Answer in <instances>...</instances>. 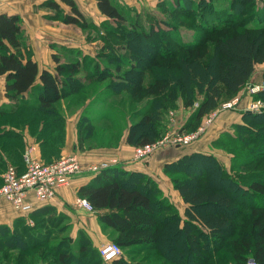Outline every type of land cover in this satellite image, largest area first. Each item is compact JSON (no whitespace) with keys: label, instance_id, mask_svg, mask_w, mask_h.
Wrapping results in <instances>:
<instances>
[{"label":"rangeland","instance_id":"1","mask_svg":"<svg viewBox=\"0 0 264 264\" xmlns=\"http://www.w3.org/2000/svg\"><path fill=\"white\" fill-rule=\"evenodd\" d=\"M231 1L111 0L120 10L125 20L120 23L115 22L99 14L98 11H95L99 15L95 12L93 13L94 16L82 13L86 22L85 26L65 22L67 15L72 16V10L65 3L61 5L63 12H55L51 8L40 5L39 12L36 14H40L41 19L37 22L30 23L34 32H30L23 27L26 38L24 40L32 48L33 57L35 53L39 54V62L42 65L47 63L50 52L52 54L51 56L54 59L57 58V60H60V64L63 65L77 64L76 62L78 60L83 62V58H87L83 62L86 64L87 70H93L97 67V73L92 76H88L85 73L79 74L80 83L86 85L81 90L82 93L74 97L73 100L71 98L63 99L58 103L57 113L59 118L56 120L54 131L56 135H63L64 144L61 149H55L54 151L46 150L45 153L49 157H43L41 153L42 145L38 139V137L47 138L50 136L48 134L49 131H46V134L43 131V125L45 124L42 120L46 122L47 115L45 117L43 114H35V108H31L39 102L38 96L40 95V90L38 88L41 85L40 80L36 83L39 87H34L29 94L24 95L20 100L12 101L19 104H27L26 106H22L19 112L17 111L15 114L10 113L15 108L14 104L2 105L10 110L5 112L4 117L0 119V131L6 127L11 128L12 126L19 129L21 136L0 137V150H3L9 160H6L0 153V174L8 166H16L18 161L22 160V154V158H24L27 152H31L33 155L34 143H38L41 156L37 158L33 155V157L43 162L44 160L51 162L57 161L71 153L77 154L81 172L75 177L87 172V174L92 173L90 168L93 167L104 166L107 163L110 165L114 162L120 163L121 159L126 160L124 157L134 159L136 149L146 144L133 145L127 143L128 134L131 132L132 127H138L140 123H147V119H152L156 134L153 132L152 135L150 132L148 134L153 137L154 141L152 143H159V146L153 154L149 155L148 159L141 161L145 163L149 160L147 163L151 169L150 171L158 173L161 178L157 177V174L147 173L146 175L150 178L141 177L138 180L136 178L123 180L126 176H120L119 179L125 182L129 181L131 185L135 183L139 185H169L173 188L172 194L177 198L178 186L183 182L208 187L211 177L209 174L210 169L207 166L209 164L218 173V175H215L217 178L213 179L214 182L216 181L214 186L223 185L220 188L226 187L225 185H228V182L231 180L249 185L251 180L247 181V176L264 173V121H260L259 119H246L242 116V112H252L248 109L251 104H256L261 108L264 105V64L256 66L253 76L242 87L239 94L224 102L228 103L234 99H239L240 103L235 110L223 112L218 115V118L216 117L217 119L215 118L211 123H207L208 119H213L210 113L194 129L184 131V125L190 118L192 112L197 108L199 101L203 98V92L206 86L210 82L211 84L214 82L213 77L214 73H216L214 64H216L219 56L215 53L211 61H209L208 56L212 50V54H214L215 41L245 26L247 27L249 25L257 29L259 23H264V0H235L234 8L236 9V15L238 17L232 22L233 25L231 23L230 27L222 28L221 26L217 27L215 23V29L210 30L212 23H204L210 21L214 16L209 12L203 13L202 8L205 5H209L216 11L224 10L226 12V9H229ZM183 5L188 8L184 10L181 8ZM202 19H204L202 24L207 26L206 28L201 24ZM21 21L23 25L24 21L22 18ZM133 27L134 29L132 30ZM152 27L156 29H171L174 34L173 36L179 37L181 42H191L194 40L198 41L199 44L194 49L188 51L178 49L171 44L169 41L170 35L168 34L169 37L167 35L166 38H162L161 42L155 39L154 43L147 46V49L144 48L146 50L144 52L138 50L131 52L127 48L126 39H120L123 38L124 32L136 31V33L140 34L143 31L149 32ZM259 32H264V29L262 31H255V33ZM45 38H50V45H47L49 48L43 45ZM53 40L62 42L55 43ZM40 42L42 46L39 47ZM35 45L38 53L33 50ZM151 46L153 48L152 52L149 51ZM166 46L169 49L164 50V52L163 49ZM181 56L186 58V64L188 66L181 62ZM129 61L138 63V82L133 79L136 82V84L133 82L134 85L128 81L130 80L128 72L131 69L127 65L130 63ZM207 69L210 71H207ZM109 73H112L114 76L109 75ZM180 73L184 76L186 82L191 81L193 83L192 88L188 90L189 93L186 92L185 95H183V88L180 85L174 84V86H170L171 83L169 85L167 83L168 86L166 87L162 82L155 84L156 82L163 81V79L164 81H169L174 76L178 77ZM64 74L62 73L63 77ZM69 85L71 86L70 88H76L72 81L69 82ZM122 85H128L130 87L118 88ZM4 90L5 81L3 77H0V101L5 97ZM259 93H261L260 96L256 97ZM187 101L188 103L191 101V103L188 104ZM19 115L23 117L21 120L17 119ZM29 118L38 119L37 123L30 124V128L25 121ZM142 125L137 128L139 132L147 129L150 131L149 127ZM220 125L232 126V129L228 130L232 138L227 137L226 134L228 131H226L219 137L225 143L223 147H215L213 145V142L218 140L217 138L215 141H212V145H209L210 148L208 150L206 146H203V151L199 152L212 155L217 159L218 164H215L213 161L193 159L185 165L181 164L182 167L178 169H165L166 164L161 167V160H163V157H165L168 151H174L175 158H177L184 151L194 150L195 147L193 145L196 142L200 140L203 142L208 139L211 130L213 129L214 132V128ZM200 127L208 128L193 143L186 146H178L172 143L177 134H189ZM71 128L77 134L75 143L77 148L74 150L70 147L65 148L67 130L70 131ZM80 139L82 140V145ZM229 139L239 140L240 145L236 146L232 142H228ZM204 143L206 144L207 141ZM123 147H126L128 152L122 153ZM196 149L198 150V148ZM93 151L103 157L99 161L91 159L83 160L87 158L88 153L92 154L91 152ZM84 153L86 154L84 155ZM160 154L162 158L158 159V155ZM92 156L95 155L92 154ZM243 156L245 158H242ZM238 159H247V161L239 165L237 164ZM136 161L141 162L140 160ZM93 174L98 175L99 173ZM211 186L214 188L213 185ZM217 188L215 186V189ZM218 190H225V188H218ZM227 191L234 198L241 196L234 193V188L232 191L228 189ZM1 202L8 203L5 200ZM234 206L236 207V213L231 211V214L225 208H209L208 211L229 213L230 216L234 217L236 223L240 225L243 210L240 208L238 201H236ZM174 207L179 214L184 216L185 206L181 204L179 206V203H176ZM6 211L7 216L11 215V213L9 214V210ZM162 212L166 211L163 210ZM1 216L3 215L1 214ZM25 219L29 226H31V223H33L32 219L30 218L28 220L26 217ZM2 225L14 227V224L11 222ZM23 226V223H20L18 228L21 229ZM71 229L69 228V232L72 231ZM108 232L109 230L104 231L99 239L104 240L103 242H114L115 239L109 238ZM9 233L12 234V232ZM18 236L15 241L18 240L21 245L23 241ZM63 236L64 234H59L58 236H54V239L47 245H41L35 248L27 247L26 249H22L19 244L15 245L20 247L12 244L10 246L8 244L12 240L0 236V239H2V244L0 245V264H57L52 253V247L58 245L59 239L63 238ZM174 244H177L178 248H180L178 252L186 255L181 247L179 237H172L167 245L173 247ZM74 246L76 247L75 242ZM222 247L216 244V254H218ZM122 250L128 261L141 260L145 256V253H147V251H140L139 253L129 254V249L122 248ZM188 264H190V261Z\"/></svg>","mask_w":264,"mask_h":264},{"label":"trees","instance_id":"2","mask_svg":"<svg viewBox=\"0 0 264 264\" xmlns=\"http://www.w3.org/2000/svg\"><path fill=\"white\" fill-rule=\"evenodd\" d=\"M46 2L43 3V6L51 8L55 12H63L61 4L53 0ZM62 2L72 10V16L67 15L65 22L85 26L86 22L83 14L76 6L75 1L62 0ZM96 2L101 14L107 19L119 23L125 20L120 10L111 0H96ZM234 3L235 0H232L226 12L224 10L216 11L209 5H205L202 8L203 13L209 12L214 17L210 19L211 22L207 21L204 24L212 23L210 30L215 29V23L217 27H230L231 23L238 17ZM181 8L186 10L188 7L183 5ZM203 21L204 19H202L201 24ZM202 26L207 27L203 24ZM258 26L257 29L249 25L245 26L215 41L214 54H212V50L208 56L209 61L214 58L215 53L219 56L216 64H214L216 69L213 77L214 82L212 84L210 82L206 86L203 98L184 125V131L194 129L206 115L218 109L228 99L239 94L242 87L253 76L256 66L264 64V32L255 33V31L264 29V23H259ZM24 32L19 15L0 14V77L5 80L4 96L11 101H18L24 94H29L37 86V80H40L41 85L40 87L37 86L40 90L39 102L31 108H35V114H43L45 117L47 115L46 122L42 120L45 124L43 125V131L45 134L46 131H49L50 136L47 138L38 137L42 145L43 157H47L46 150L61 149L64 144L63 135H56L54 131L56 120L59 118L57 113L58 103L63 99L71 98L73 100L74 97L82 93L81 90L86 85L80 83L79 74L96 75L97 67L93 70H87L86 64L83 63L87 58H83V62L78 60L77 64L72 63V65L60 64V60L53 58L56 62L57 74H52L48 70L41 71L33 57L32 48L24 40ZM167 35L171 44L178 49L188 51L199 44L198 41L194 40L181 42L179 37L173 36L171 29H156L154 27L149 32L143 31L140 34L136 31L124 32L123 38L120 39H126L127 48L131 52L137 50L144 52L149 44L154 43L155 39L161 42V39L166 38ZM166 49H169V47L166 46L163 51ZM149 51H153L152 46ZM118 59L120 60V58ZM180 59L183 64L188 66L185 57L181 56ZM129 62L127 65L131 69L128 72L130 76L128 81L134 85L138 82V63L135 61ZM207 71L210 70L207 69ZM62 73H65L64 77ZM109 75L113 74L109 73ZM71 81L76 88H70L69 82ZM161 82L166 87L170 83V86L180 85L183 88V95L186 92L189 93L188 90L193 85L191 81L186 82L181 73L178 77L174 76L169 81L163 79V81L155 84ZM128 87L130 86L122 85L118 88ZM260 94L256 97H259ZM26 105L25 103L15 102V108L10 113L15 114L21 110L22 106ZM5 114L0 106V119ZM242 114L246 119L264 121V111L261 113L242 112ZM19 116L17 119L21 120L23 117L20 116L19 118ZM25 121L30 128V124L37 123L38 119L29 118ZM141 125L149 127L150 131L147 129L139 132L137 128ZM154 128L152 119H147V123L142 122L138 127H132L127 137V143L133 145L152 143L154 141L153 137L149 136L148 133L150 132L151 135L156 134ZM1 133L2 131H0ZM10 135L18 137L16 133ZM226 135L231 137L229 131ZM80 142L82 145V140ZM228 142H232L236 146L240 145L239 140L229 139ZM213 145L223 147L225 143L218 138L213 142ZM23 159L22 163H24ZM193 159L213 161L218 164L217 159L212 155L197 152L166 164L165 169H178L182 167L181 164L185 165ZM245 161L247 159H238L237 164L240 165ZM44 162L50 163L51 161L44 160ZM207 166L212 177L209 179L208 187L190 182H183L178 186V193L186 206L184 216L175 210V205L164 196L159 185H139L138 183L131 185L129 181H123L124 179L131 180L133 178L138 180L141 177L150 178L146 175L147 173L110 168L99 173L90 183L79 188L78 196L88 200L94 212L98 214L99 223L103 226V229L109 230V238H114V242L121 248L129 249V254L147 251L141 260L128 261L125 254H123L112 262H105L88 235L81 233L75 241L67 237L71 225L67 223V217L64 213H57L53 208H44L41 211L32 213L30 218L34 221L33 227L32 225L29 226L23 216L14 221V227L0 224V236L10 238L9 240L12 241L8 245L12 246L19 244L18 240L15 241V239L21 232L18 238L20 237L23 243L19 245L22 249H26L27 247L35 248L47 245L54 239V236L64 234L63 238L59 239L58 245L52 247V253L57 264H188L189 261L190 264H247L250 259H254L257 264H264V173L247 176V181L251 180L249 185L231 180L228 185H225L226 187H221L225 188L221 192L218 188L221 189L220 186L223 185H215L218 187L215 189L214 183L216 181H213L217 178L215 175H218V173L214 167L211 168L209 164ZM120 176L126 177L122 180L119 179ZM233 188L235 189L234 193L241 195L240 197L234 198L227 191V189L232 191ZM236 201L243 210L240 225L229 213L208 211L209 208H225L230 211V214L231 211L236 213V207L234 206ZM163 210L166 212H162ZM20 223L24 225L21 229L18 228ZM240 229L241 231H239ZM9 232H12V234ZM172 237L180 238L181 247L186 255L178 252L180 248L177 244H174L173 247L167 245ZM72 241L75 242L76 247ZM1 244L2 239H0ZM216 244L223 246L218 254H216Z\"/></svg>","mask_w":264,"mask_h":264},{"label":"crops","instance_id":"3","mask_svg":"<svg viewBox=\"0 0 264 264\" xmlns=\"http://www.w3.org/2000/svg\"><path fill=\"white\" fill-rule=\"evenodd\" d=\"M45 1L48 2V1H52V0H0V14L7 13V14H11V15H13V14L19 15L25 23V24L23 23V27L30 32H34V30L31 28L30 23L37 22L41 19V17H40L41 15L36 14V13L39 12L38 10L40 8V5H43V3L45 4ZM53 1H55L61 5L63 4L62 0H53ZM74 1H75L76 6L78 7V9L80 10V12L83 14H90L91 16H94L93 13L95 11H98L99 14H101L100 10L98 9V5H97L96 0H74ZM95 13H97V12H95ZM49 40H50V38H45V40H44L45 43H43V45L48 47L50 45ZM53 41L55 43L62 42V41L56 42L55 40H53ZM31 45H32V43H31ZM40 46H42L41 42L39 43V47ZM33 50H34V52L36 51L38 53V50L36 49V45H35V47H33ZM51 55L52 54L50 52V57H48L49 59L47 60V63L45 65H42L39 62V58H40L39 54L35 53L34 59H35V61H37L41 71L48 70L52 74H57L56 69H55L56 68V62L54 61L53 56H51ZM38 81H39V79L37 80V82ZM24 95H27V94H24ZM14 103L15 102H12L8 98L4 97L0 101V106H1L2 111L7 112L8 110H10L9 108H5V106H2V105H8V104H14ZM231 129H232L231 125L230 126H221L220 125L219 127L214 128V132L212 129L208 135L209 136L208 139H206L203 142L201 140L196 142L193 145L195 147L194 150L192 149V150L184 151L183 153L179 154V157H177V158H175L176 156L174 154L175 153L174 151H172V150L168 151L167 154H165V157H163V160H161V167H163L167 163H173V162L183 158L184 156L191 155V154L197 153V152L199 153V152L203 151V146H206V148L208 150L210 148V146L212 145L213 140L215 141L217 138L222 136L221 135L222 133H224L228 130H231ZM7 133H9V134H7ZM12 133L13 134L16 133L18 135V137L21 136L19 129L11 126V128L6 127L4 129H2V133L0 134V137L7 138V137H10L11 136L10 134H12ZM76 137H77V134L73 128H71L70 131L67 130L65 148L70 147L72 150L76 149L77 148V146L75 144L76 143ZM206 141L209 144H207V143L205 144L204 142H206ZM30 142H32V140H30ZM34 144L35 145L33 147V155H34V157L38 158L41 156L40 150H39V145H38V143H34ZM196 148H198V150ZM125 152H128V149L126 147H123L122 153H125ZM0 153L2 154V156L6 160H8V157L3 152L2 149L0 150ZM41 153H42V151H41ZM91 153L95 156H92V154L88 153L87 158H84L83 160L86 161L88 159L89 160L91 159V160L99 161L100 158L103 157L94 151ZM85 154L86 153H84V155ZM161 154L158 155L159 156L158 159L162 158ZM22 156H23V154L21 155V159H22ZM124 158L126 160L121 159L120 163L113 166L112 168H121L125 171H136V172H143V173H151L153 175L157 174V177L161 178V176H159L158 173H153V171H150L151 169L149 167V164L147 163V161H149V160H147L145 163H143V161L137 162L133 158H128V157H124ZM23 162H24V160H23ZM16 167L19 168L20 171H22L24 169V163H22V160L18 161V164L16 165ZM3 172L0 174V185L2 184ZM87 173L81 174V175L73 178L70 181L69 186L60 189L59 193L53 199H50L46 202H35L33 213L41 211L44 208H53L54 210L57 211V213H64L67 217V223L71 225L70 229L72 227V229H71L72 231L69 232L67 237L71 238L72 240H76L81 233H84L92 239L94 246L98 248L101 244L106 243V242H103L104 240L99 239L103 235L104 231H106V230H104L103 226L99 223L98 214L96 212H92V211H89L88 209H86L84 207H78L77 206V198L80 197V196H78L79 188H81L83 185L90 183L96 177V174H93V173L87 174ZM160 175H161V173H160ZM159 187L162 190V192L164 193V196L166 198H168L172 204L176 205V203H179V206H180V204L185 206V204L183 203L179 193L177 195V198L175 197V195L172 194L173 188L171 186L159 185ZM4 208H6V209H4ZM6 210H9V214L11 213V215L7 216ZM1 214L3 216H1ZM20 216H23V215L19 211H17L16 209H14L10 204L2 203V202L0 203V224H9L10 222L14 223V221L17 218H19ZM30 216H31V214L29 216H27L26 218L29 219ZM32 222H33L32 224H34L33 220H32Z\"/></svg>","mask_w":264,"mask_h":264},{"label":"built area","instance_id":"4","mask_svg":"<svg viewBox=\"0 0 264 264\" xmlns=\"http://www.w3.org/2000/svg\"><path fill=\"white\" fill-rule=\"evenodd\" d=\"M239 103V99H234L231 102L221 104L218 109L211 112L213 119H208L207 123H211L223 112L235 110ZM248 109L252 112L261 113L264 111V105L261 108L256 104H251ZM207 128L200 127L189 134H177L172 143L178 146L189 145L198 140ZM158 146L159 143H150L137 148L134 159L140 161L148 159ZM117 164L118 162L111 165L107 163L104 166L90 168V170L92 173H101ZM80 172L79 157L75 153L65 155L57 161L46 163L34 158L31 152H27L24 155V169L22 171L13 165L6 168L0 186V201L5 200L24 217H27L34 212L35 202H46L53 199L59 190L69 186L70 181ZM77 206L94 212L85 198L78 197ZM98 250L105 262H112L123 255L122 248L116 242L103 243L98 247ZM247 264L257 263L254 259H250Z\"/></svg>","mask_w":264,"mask_h":264}]
</instances>
